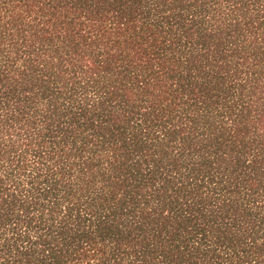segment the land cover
Instances as JSON below:
<instances>
[{
  "label": "trees",
  "instance_id": "trees-1",
  "mask_svg": "<svg viewBox=\"0 0 264 264\" xmlns=\"http://www.w3.org/2000/svg\"><path fill=\"white\" fill-rule=\"evenodd\" d=\"M0 264H264V0H0Z\"/></svg>",
  "mask_w": 264,
  "mask_h": 264
}]
</instances>
